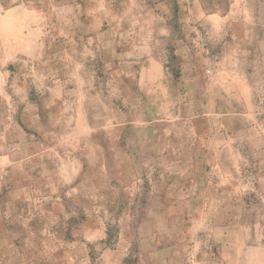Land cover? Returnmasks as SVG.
I'll return each mask as SVG.
<instances>
[{
  "label": "rangeland",
  "instance_id": "rangeland-1",
  "mask_svg": "<svg viewBox=\"0 0 264 264\" xmlns=\"http://www.w3.org/2000/svg\"><path fill=\"white\" fill-rule=\"evenodd\" d=\"M179 8L178 0H0V264H157L159 248H173V259L191 253L181 230L196 209L184 204L193 178L177 170L178 105L163 93L157 107L141 81L160 74L179 87ZM235 8L222 31L191 22L204 44L192 46L210 75L208 46L248 43L255 112L238 128L239 157L225 165L234 177L226 196L249 246L264 249V0ZM155 200L168 203L166 225L154 223Z\"/></svg>",
  "mask_w": 264,
  "mask_h": 264
},
{
  "label": "crops",
  "instance_id": "crops-1",
  "mask_svg": "<svg viewBox=\"0 0 264 264\" xmlns=\"http://www.w3.org/2000/svg\"><path fill=\"white\" fill-rule=\"evenodd\" d=\"M189 1L178 0L179 16L185 24L186 34V40H177L175 45L180 49L177 53L181 55L182 65L179 87H168L161 81L163 75L160 74L152 77L150 73H143L141 81L144 80L142 84L149 87H142V90L144 95L153 98L155 103L152 102V105L157 103V107L161 106L163 93L176 99L178 105L177 119L181 123V132L175 142L178 146L176 158L181 163L177 165V170L183 177L191 175L193 178L190 186L192 198L184 204L196 209L187 229L181 230L182 247L190 241L193 246L189 254L186 251L177 252L179 257L176 259L171 256L173 248H159L154 256L159 258L157 264H186V258L192 261L191 264H264V249L249 246L247 228L242 226L240 215L237 217L232 213L238 205L226 196L234 177L232 172L225 171V165L239 157L238 128L242 122H249L255 112V89L247 67L248 43L235 40L220 43L219 47L208 46L212 49L209 59L212 66H206L205 70L210 75L205 74L201 60L193 53L195 44L198 49L204 44L199 46V39L193 38L192 31L196 29V24L193 26L191 22L204 21L214 32L222 31L227 24L233 25L237 0ZM160 9L165 17L164 10H168V7L163 4ZM190 37L192 41L186 43ZM261 44L264 47V40ZM154 62L158 63V60H150V63ZM160 112L155 121H159L162 136ZM143 123L147 129L153 122ZM158 144L161 145V140ZM234 176H237L236 172ZM164 204L161 200L154 203L160 214L154 223L159 226L167 224L160 210L168 203ZM180 249L178 247L177 251Z\"/></svg>",
  "mask_w": 264,
  "mask_h": 264
}]
</instances>
